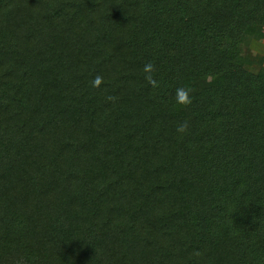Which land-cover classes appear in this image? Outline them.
Masks as SVG:
<instances>
[{"label": "trees", "instance_id": "1", "mask_svg": "<svg viewBox=\"0 0 264 264\" xmlns=\"http://www.w3.org/2000/svg\"><path fill=\"white\" fill-rule=\"evenodd\" d=\"M262 29L264 0H0V264H264Z\"/></svg>", "mask_w": 264, "mask_h": 264}, {"label": "rangeland", "instance_id": "2", "mask_svg": "<svg viewBox=\"0 0 264 264\" xmlns=\"http://www.w3.org/2000/svg\"><path fill=\"white\" fill-rule=\"evenodd\" d=\"M260 35L255 36L248 47L244 51L252 65L249 68L255 72L264 70V29Z\"/></svg>", "mask_w": 264, "mask_h": 264}, {"label": "clouds", "instance_id": "3", "mask_svg": "<svg viewBox=\"0 0 264 264\" xmlns=\"http://www.w3.org/2000/svg\"><path fill=\"white\" fill-rule=\"evenodd\" d=\"M145 70L146 71H150L151 70V65H146L145 66ZM147 78L151 81V77L150 76L147 77ZM100 82H101V78L98 76L94 80L93 84H94V86H97V85L100 84ZM151 82L152 83H155L154 81H151ZM190 91H191L190 89L178 88L177 89V92H176L175 102L177 104H179V105H184V106L190 104L191 103V96L189 94ZM188 128H189V125H188L187 121H185V122L179 123L177 125L176 131L178 133L184 134V133H186L188 131ZM195 255L197 257H199L200 256V253L197 252V253H195Z\"/></svg>", "mask_w": 264, "mask_h": 264}]
</instances>
